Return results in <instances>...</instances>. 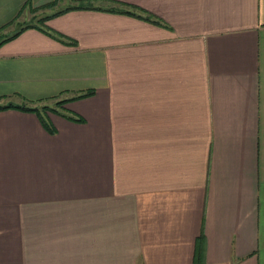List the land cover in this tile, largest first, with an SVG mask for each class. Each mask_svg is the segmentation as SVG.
Masks as SVG:
<instances>
[{
	"label": "crops",
	"instance_id": "1",
	"mask_svg": "<svg viewBox=\"0 0 264 264\" xmlns=\"http://www.w3.org/2000/svg\"><path fill=\"white\" fill-rule=\"evenodd\" d=\"M80 1L0 34V264H264V0Z\"/></svg>",
	"mask_w": 264,
	"mask_h": 264
},
{
	"label": "rangeland",
	"instance_id": "2",
	"mask_svg": "<svg viewBox=\"0 0 264 264\" xmlns=\"http://www.w3.org/2000/svg\"><path fill=\"white\" fill-rule=\"evenodd\" d=\"M73 2L74 0H53L51 3L47 4L46 6L33 9L31 6H26L24 9L20 10L17 15L12 19V21L3 27L0 30V34L9 32L13 28H21L24 27L26 24L33 25H41L42 27L46 26V17L50 13L57 11L63 6L65 3ZM50 12V13H49ZM49 105L50 107L55 108L56 106L58 109L62 108L59 104L61 102H58V100L50 99L46 100L44 102H41L40 105ZM63 109V108H62Z\"/></svg>",
	"mask_w": 264,
	"mask_h": 264
},
{
	"label": "trees",
	"instance_id": "3",
	"mask_svg": "<svg viewBox=\"0 0 264 264\" xmlns=\"http://www.w3.org/2000/svg\"><path fill=\"white\" fill-rule=\"evenodd\" d=\"M73 7H88V3L87 2H83V1H80V3L79 4H77V5H68V6H66V7H64V8H62V9H59V10H57V11H55V12H53L52 14H50V15H54V14H56V13H58V12H61V11H64V10H66V9H68V8H73ZM139 10L140 11H144L142 8H139ZM125 11H127V12H131V13H133L134 15H140V13H138V12H134V11H131L130 9H128V10H125ZM145 18H147V19H150V16H146ZM26 26H29V24H26L24 27H26ZM24 27H21V28H19V30H21L22 28H24ZM14 34H16V33H14ZM53 34V33H52ZM56 34V36H61L59 33H55ZM84 94H86V93H81V94H79L78 96H82V95H84ZM59 102H60V100H58ZM10 105H13V104H10ZM15 106H19V107H21V108H26V109H35V107L33 106H30V105H27V104H19V105H15ZM47 106V105H46ZM45 105H42V107L43 108H45L46 107ZM49 108H51L52 110H54L52 107H50V106H48Z\"/></svg>",
	"mask_w": 264,
	"mask_h": 264
}]
</instances>
